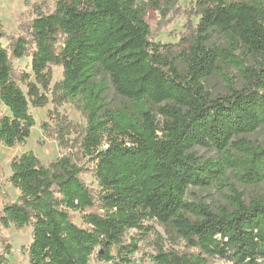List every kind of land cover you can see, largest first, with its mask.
<instances>
[{"label":"trees","instance_id":"obj_1","mask_svg":"<svg viewBox=\"0 0 264 264\" xmlns=\"http://www.w3.org/2000/svg\"><path fill=\"white\" fill-rule=\"evenodd\" d=\"M165 2L166 10L158 0H56L8 46L0 31V106L9 110L0 142L14 147L30 137V106L49 103L42 89L51 86L52 65L63 67L52 101L71 103L87 120L77 153L46 164L30 150L11 162L9 181L20 195L0 210V225L33 227L29 264H91L95 254L134 264L152 231L153 264H264V191L247 201L233 181L264 183V140L249 137L264 130V0H198L199 22L177 45L151 39L148 7L166 14L174 3ZM27 55L33 74L17 75L13 59ZM215 75L224 89L212 92L207 81ZM41 128L68 145L67 128ZM84 160L98 194L82 179ZM215 183L228 191L227 204L188 199L191 187ZM129 230L139 236L128 239ZM0 241V264H8L12 246Z\"/></svg>","mask_w":264,"mask_h":264},{"label":"rangeland","instance_id":"obj_2","mask_svg":"<svg viewBox=\"0 0 264 264\" xmlns=\"http://www.w3.org/2000/svg\"><path fill=\"white\" fill-rule=\"evenodd\" d=\"M161 8L166 10L165 0H158ZM198 0H173V6L163 13L162 9H157L154 6L148 7L147 21L151 27V39L163 44L177 45L191 35L193 29L197 26L200 16L196 11V3ZM148 2V0H147ZM56 0H0V31L7 36L1 39L5 45H9V36H19L24 33L23 26L34 19L38 10L44 13H49L55 8ZM214 41L218 44L223 43V39L215 35ZM32 57L27 55L21 59H13L14 69L17 75L21 73L32 72ZM52 83L48 90L42 89L49 97V103L44 107L30 106V111L33 114L36 124L32 128V132L27 141L23 144H17L14 147H7L0 142V210L4 205L15 201L20 190L14 187L9 181L12 174L11 162L16 156H20L26 151H34L44 163H50L63 155L69 153H77L83 132L87 125V120L84 115L77 110L71 103L64 102L57 104L53 102V86L55 83L63 79V67L61 65H52ZM228 72L238 81V71L231 67ZM32 80H35L32 76ZM21 87L27 92V85L20 82ZM207 86L212 92H217L224 89V81L215 75L207 81ZM110 100L119 103L120 98L114 95L113 91L110 94ZM9 114L6 106H0V117ZM65 119H67L65 121ZM64 120V121H63ZM47 122L51 132L62 127L67 128L68 145L61 146L59 140L54 135H47L41 128V123ZM251 139L258 141L264 140V130L261 129L249 136ZM197 151L205 157L216 156L213 150L197 147ZM86 164V160L82 161ZM82 179L96 193L100 191L98 181L94 175L93 164L87 163L86 170L82 173ZM239 190L244 191V198L248 201L250 196L264 191V183L257 186H247L233 180ZM226 189L220 184L206 188L191 187L188 191V199L194 201L203 199L214 208H219L227 204L225 197ZM75 222L83 225L80 214L74 213ZM156 228V230L167 238L164 227L154 221H148ZM137 235L136 230H129L127 238ZM0 237H6L7 242L11 244L12 251L7 255L8 264H29L28 247L33 241V227L26 226L24 228H16L11 226L5 228L0 225ZM158 236L152 231L144 239L140 241V250L133 255L134 264H153L150 259L152 254L156 253ZM167 246L171 243L166 241ZM177 247L181 244L176 245ZM3 251L2 242L0 241V253ZM91 264H110L101 262L96 259V254L91 258ZM214 264H227L225 261L216 259Z\"/></svg>","mask_w":264,"mask_h":264}]
</instances>
